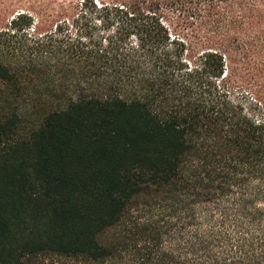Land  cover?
Wrapping results in <instances>:
<instances>
[{"label": "trees", "instance_id": "1", "mask_svg": "<svg viewBox=\"0 0 264 264\" xmlns=\"http://www.w3.org/2000/svg\"><path fill=\"white\" fill-rule=\"evenodd\" d=\"M159 1L71 0L0 27V264L105 263L140 205L186 216L235 195L241 216L264 195V101L233 80L264 74V0Z\"/></svg>", "mask_w": 264, "mask_h": 264}, {"label": "rangeland", "instance_id": "2", "mask_svg": "<svg viewBox=\"0 0 264 264\" xmlns=\"http://www.w3.org/2000/svg\"><path fill=\"white\" fill-rule=\"evenodd\" d=\"M70 1L0 0V27L21 10L36 13L57 9ZM159 2L165 6L168 0ZM233 80L235 96L245 101L248 107L254 99L264 101V74L238 72ZM42 114L43 108L37 105L25 117V126L34 128ZM242 190L245 192V189ZM258 194L251 199L243 198L241 216L237 206L241 198L233 194L232 198L207 203L199 208L191 205L186 216L166 210L163 206L140 205L112 235L116 249L113 258L100 264H213L207 257L231 264L234 262L231 259L232 250L237 251L239 247L243 253L234 263L253 264L254 260L264 264L254 256L264 247V235L259 227L262 215L255 212L256 208L264 210V195ZM219 205L225 210V218L216 210ZM199 240L203 241L202 247L198 246ZM45 264L94 263L51 257Z\"/></svg>", "mask_w": 264, "mask_h": 264}]
</instances>
